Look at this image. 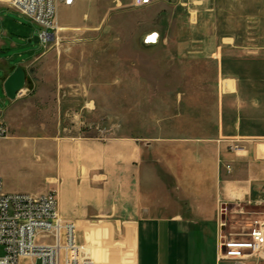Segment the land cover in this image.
Wrapping results in <instances>:
<instances>
[{
    "label": "crops",
    "instance_id": "1",
    "mask_svg": "<svg viewBox=\"0 0 264 264\" xmlns=\"http://www.w3.org/2000/svg\"><path fill=\"white\" fill-rule=\"evenodd\" d=\"M93 2L76 0L63 8L70 11V20L85 19ZM129 5L133 7V0ZM142 14L151 16L141 31L144 46L171 47L179 63H213L220 82L210 134L193 131L161 139L172 148L163 160V175L184 197L183 205L168 216L145 215L149 199L140 192L142 170L136 164L141 151L135 141L117 138L101 143L76 137L73 127L61 123L60 114L55 154L63 198L58 197V212L72 223L103 219L101 225L89 222L92 225L83 233V246L95 264H216L218 209L233 205L244 213L248 206L264 207V0H160ZM24 18L10 8L9 0H0V85L17 68L26 75L33 67L36 95L50 94L52 104L60 94H92L90 70H85L90 69L89 58L82 56L84 70L77 73L82 85L76 87L70 56L57 55L54 44L48 48L38 42V48H28L27 39L33 42L37 33L34 37L27 33L21 24ZM69 21H56L57 27L66 29L58 30L60 35L93 32L87 26L70 28ZM101 72L100 79L105 77ZM116 77L122 78L120 70ZM13 104L10 101L7 110ZM227 142L247 144L245 156L228 154L221 144ZM4 146L2 140L0 147ZM226 164L231 165L229 171ZM73 174L83 180L82 211L68 200ZM246 264H264V255L251 257Z\"/></svg>",
    "mask_w": 264,
    "mask_h": 264
},
{
    "label": "rangeland",
    "instance_id": "2",
    "mask_svg": "<svg viewBox=\"0 0 264 264\" xmlns=\"http://www.w3.org/2000/svg\"><path fill=\"white\" fill-rule=\"evenodd\" d=\"M120 1L122 5L118 7V0H94L85 11V19L82 16L70 20V11L61 6L55 10V19L60 24L70 20V28H93L87 36L74 31L62 35L57 32L55 37L59 40L46 46L49 48L54 44L53 49L64 59L70 56L68 62L73 66L71 71L76 76V87L82 85L77 77V73L84 70L82 56L89 58L86 66L89 65L90 69L85 70H90L92 94H60L57 104H52L50 94L36 95L32 67L26 74L22 94L7 110L10 101L0 85V112L7 110L0 116L9 130L3 140L6 146L0 147V173L5 192L39 195L55 190L57 197L63 198L60 181L56 180L58 164L55 154L61 114V123L67 122L69 127H73L76 137L101 143L117 138L118 141H135L141 151L136 164L142 170L140 192L149 199V202L145 201L149 204V212L145 215L168 216L182 207L184 197L163 175L162 170H166L163 160L169 157L172 148L161 139H177L193 131L203 136L211 133L214 129L212 119L216 116V89L220 88V82L215 78L216 67L213 63L204 62L179 63L171 47L155 50L144 46L141 31L151 16L142 14L146 8H131L129 0ZM21 24L32 37L38 34L39 28L28 19L24 18ZM58 30L66 29H60L58 24ZM118 37L121 39L119 47ZM81 41H86V45H81ZM27 45L32 49L40 46L39 43H28V39ZM118 70L122 75L119 80L116 77ZM99 71L105 76L102 79L98 78ZM194 74L201 77L189 76ZM100 87L102 91L98 92ZM194 116L198 118L197 122ZM235 143L242 150H232L231 142L221 144L228 154L245 156L247 144ZM39 160L41 163L37 164ZM71 162H74L73 158ZM230 169L231 165L226 164L225 170ZM70 178L68 200L76 211H82V176L73 174ZM231 207L230 210L219 208L217 211V222H225L226 231L230 233L242 231L247 220L264 210L262 206H248L244 213H238L236 206ZM102 220L73 222L80 244H84V229L92 225L89 222L101 225ZM21 264L40 262L30 260Z\"/></svg>",
    "mask_w": 264,
    "mask_h": 264
},
{
    "label": "built area",
    "instance_id": "3",
    "mask_svg": "<svg viewBox=\"0 0 264 264\" xmlns=\"http://www.w3.org/2000/svg\"><path fill=\"white\" fill-rule=\"evenodd\" d=\"M160 0H133L135 9ZM76 0H9V6L39 28L43 46L56 40L57 6L70 8ZM22 91L18 93L20 96ZM8 126L0 116V142L8 136ZM232 150H242L231 142ZM229 171V170H227ZM222 218V217H221ZM222 220V219H221ZM219 220L216 264H246L251 257L264 255V210L254 214L236 233L226 231ZM0 264H21L38 260L40 264H95L88 249L80 244L75 226L58 212L57 191L31 195L7 193L0 173Z\"/></svg>",
    "mask_w": 264,
    "mask_h": 264
},
{
    "label": "water",
    "instance_id": "4",
    "mask_svg": "<svg viewBox=\"0 0 264 264\" xmlns=\"http://www.w3.org/2000/svg\"><path fill=\"white\" fill-rule=\"evenodd\" d=\"M34 43H38V37L36 36L33 40ZM31 42V41H30ZM26 82V75L25 71L22 68H17L14 72L6 78L4 81L2 88L3 93L9 101H15L17 98L18 93L23 90ZM232 207L231 205H223L221 209L223 211L230 210ZM224 220V217L221 218Z\"/></svg>",
    "mask_w": 264,
    "mask_h": 264
}]
</instances>
